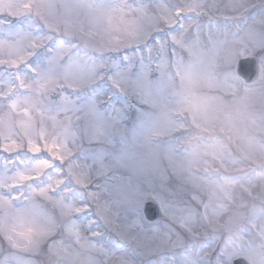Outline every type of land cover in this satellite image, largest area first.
<instances>
[{
	"label": "snow or ice",
	"instance_id": "obj_1",
	"mask_svg": "<svg viewBox=\"0 0 264 264\" xmlns=\"http://www.w3.org/2000/svg\"><path fill=\"white\" fill-rule=\"evenodd\" d=\"M226 7L0 0V264H264V0Z\"/></svg>",
	"mask_w": 264,
	"mask_h": 264
},
{
	"label": "rangeland",
	"instance_id": "obj_2",
	"mask_svg": "<svg viewBox=\"0 0 264 264\" xmlns=\"http://www.w3.org/2000/svg\"><path fill=\"white\" fill-rule=\"evenodd\" d=\"M131 2V0H129ZM170 2H191V0H170ZM201 2L211 5L215 3L217 8L212 9L209 8L206 10V13H202L199 17H197L194 13L190 14L193 15V18L188 22L192 25L193 32L195 31V26L198 24L203 29V35H207L208 31L215 32L218 27L223 28L225 24L229 26L231 30H235L231 21H225L221 13L230 14L229 9H227L226 5L228 4L229 0H201ZM251 3L257 5V9H250V11H259V0H250ZM199 18V19H198ZM258 27V25H257ZM253 106L256 111L260 109V102L259 100L253 101ZM249 127L252 125L248 124ZM254 182L259 185L260 181L257 178H253ZM27 259H31L35 262V264H48L49 257L46 254H36L26 256Z\"/></svg>",
	"mask_w": 264,
	"mask_h": 264
}]
</instances>
